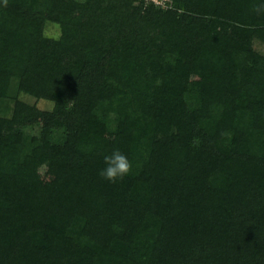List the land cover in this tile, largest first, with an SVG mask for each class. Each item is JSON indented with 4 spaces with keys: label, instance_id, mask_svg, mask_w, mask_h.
I'll return each mask as SVG.
<instances>
[{
    "label": "trees",
    "instance_id": "trees-1",
    "mask_svg": "<svg viewBox=\"0 0 264 264\" xmlns=\"http://www.w3.org/2000/svg\"><path fill=\"white\" fill-rule=\"evenodd\" d=\"M172 1L0 0V264H264V14Z\"/></svg>",
    "mask_w": 264,
    "mask_h": 264
},
{
    "label": "clouds",
    "instance_id": "clouds-1",
    "mask_svg": "<svg viewBox=\"0 0 264 264\" xmlns=\"http://www.w3.org/2000/svg\"><path fill=\"white\" fill-rule=\"evenodd\" d=\"M251 11L257 15L264 14V0H259L258 3L252 4ZM103 160L105 167L99 171V175L111 183L122 180L132 171L131 161L119 149H115L111 153L104 155Z\"/></svg>",
    "mask_w": 264,
    "mask_h": 264
},
{
    "label": "rangeland",
    "instance_id": "rangeland-1",
    "mask_svg": "<svg viewBox=\"0 0 264 264\" xmlns=\"http://www.w3.org/2000/svg\"><path fill=\"white\" fill-rule=\"evenodd\" d=\"M46 33L48 35H51V36H53V35L57 36V35H59L61 33V31H60V28H59L58 25H55L53 23H49L47 25V28H46ZM200 76L201 75L199 73H194L193 74V78L197 79V80L200 79ZM23 98L25 100H27L28 102L32 103V104L33 103L37 104L39 107H41L43 109H50L53 106V103L51 101H48V100H43V99H40V100L38 99L37 100V99H35V98H33L32 96H29V95H24ZM41 176H42L43 179H45V182L51 181V177L46 174L45 168L41 170Z\"/></svg>",
    "mask_w": 264,
    "mask_h": 264
},
{
    "label": "built area",
    "instance_id": "built-area-1",
    "mask_svg": "<svg viewBox=\"0 0 264 264\" xmlns=\"http://www.w3.org/2000/svg\"><path fill=\"white\" fill-rule=\"evenodd\" d=\"M146 4H154L162 8L172 7V0H143Z\"/></svg>",
    "mask_w": 264,
    "mask_h": 264
}]
</instances>
